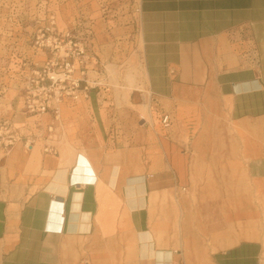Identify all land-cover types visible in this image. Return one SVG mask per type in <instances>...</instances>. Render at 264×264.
<instances>
[{"label":"crops","instance_id":"0c3cea01","mask_svg":"<svg viewBox=\"0 0 264 264\" xmlns=\"http://www.w3.org/2000/svg\"><path fill=\"white\" fill-rule=\"evenodd\" d=\"M139 18L149 118L137 90L118 93L94 65L58 120L15 115L24 126L0 150V264H264V228L235 192L231 207L207 198L199 211L180 196L178 224L175 210L191 182H257L264 199V0H139ZM218 128L231 142H209ZM234 210L250 237L213 229Z\"/></svg>","mask_w":264,"mask_h":264},{"label":"rangeland","instance_id":"374dc122","mask_svg":"<svg viewBox=\"0 0 264 264\" xmlns=\"http://www.w3.org/2000/svg\"><path fill=\"white\" fill-rule=\"evenodd\" d=\"M66 59L76 65L75 76L81 85L89 84L88 72L94 65L102 78L116 85L118 93L137 90L133 103H140L139 112L149 118L148 90L144 86L142 43L140 38L139 0H0V150L11 144V127L24 126L15 119L22 114L23 94L28 82L50 59ZM96 74V72H95ZM15 123V124H14ZM28 127L38 131L35 118ZM37 129V130H36ZM209 142H231L226 132L215 129ZM24 133L22 134V136ZM25 136V135H24ZM30 137V136H29ZM32 137V136H31ZM216 153V152H214ZM222 153L223 160L226 152ZM220 161L204 163L196 170L220 173L243 179L242 170ZM197 173V174H198ZM175 210L181 221L183 195L192 196V206L223 202L231 207L229 196L235 192L241 211L254 208L255 221L264 228L262 184L238 181L232 183L191 182L177 185ZM224 192L223 196L215 194ZM197 217H200L198 214Z\"/></svg>","mask_w":264,"mask_h":264},{"label":"built area","instance_id":"2783aa9c","mask_svg":"<svg viewBox=\"0 0 264 264\" xmlns=\"http://www.w3.org/2000/svg\"><path fill=\"white\" fill-rule=\"evenodd\" d=\"M75 70L76 65L66 59L48 60L40 71L35 72L36 76L25 87L22 112L28 116L49 113L54 120H58V106L61 102L66 99L78 100L87 94V84L81 85V78L75 76ZM168 120V115H164L162 123L167 125ZM11 139L12 142V135ZM26 143L28 147L31 146L29 142ZM44 149L51 150L47 146Z\"/></svg>","mask_w":264,"mask_h":264},{"label":"bare ground","instance_id":"6f19581e","mask_svg":"<svg viewBox=\"0 0 264 264\" xmlns=\"http://www.w3.org/2000/svg\"><path fill=\"white\" fill-rule=\"evenodd\" d=\"M182 173V171H181ZM232 212V211H231ZM231 212L223 211V220L218 219L217 223L213 224V229L215 231H219V237L223 236L222 238H226L233 236L236 233H245L247 237L251 236V232L249 228L251 225H254L253 222H250L248 218L247 212H237L236 210ZM226 234V235H225ZM218 238V237H217ZM236 240L230 241V243L220 246L221 248H225L228 245L234 244Z\"/></svg>","mask_w":264,"mask_h":264}]
</instances>
